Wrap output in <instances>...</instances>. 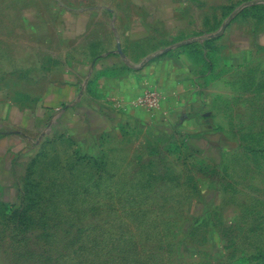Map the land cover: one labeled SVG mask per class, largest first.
<instances>
[{"label":"crops","instance_id":"1","mask_svg":"<svg viewBox=\"0 0 264 264\" xmlns=\"http://www.w3.org/2000/svg\"><path fill=\"white\" fill-rule=\"evenodd\" d=\"M262 48L264 0H0V206L20 211L23 183L59 145L56 164L78 198L75 210L60 207L67 216L84 212L109 158L82 149L129 124L175 142H158L126 162L137 168L107 176L130 180L124 196L141 198L125 214H141L151 230L119 244L140 254L138 264H261L264 189L250 182L264 173L237 156L230 134L238 129L220 119L214 96L228 80H245ZM147 90L160 94L158 108L139 104ZM163 153L175 166L155 158ZM194 158L214 183L209 192L195 188ZM48 172L34 177L50 182Z\"/></svg>","mask_w":264,"mask_h":264},{"label":"rangeland","instance_id":"2","mask_svg":"<svg viewBox=\"0 0 264 264\" xmlns=\"http://www.w3.org/2000/svg\"><path fill=\"white\" fill-rule=\"evenodd\" d=\"M0 60L3 62V54H0ZM243 76L245 80H228L226 91L217 95L219 99L214 96L216 99L214 107L217 110L219 108L220 119L225 124L233 126L234 130L238 129L236 134L232 135L233 131L230 134L231 139H235L234 143L239 146L237 156L246 159L254 167L260 163V170L264 173L262 151L264 149V48L253 54L243 69ZM252 78L259 80H249ZM137 128L129 124L115 125L114 128L104 131L98 141H94V149L91 150L89 146H84L85 149H82V153L89 150L96 154H100L101 151L106 152L109 158L107 163L113 159V162L122 164L117 166L102 164L100 170L104 178L99 182L100 189H96L94 196L89 195L84 198L82 213L77 214L72 211L67 216L60 207L63 201L69 203L72 210H75V203L78 200L75 196L76 182L68 183L70 177L67 182L64 181L60 166L56 164L64 153L61 146L54 147L57 156L52 153L46 154L45 158L40 156L43 165L33 169L30 182L23 183L22 190L25 192L23 194H27L28 197L26 195L27 198L20 211L9 208L8 202L4 204L5 206H0V264H138L141 261L140 254L131 255L126 251V245L119 243H124V240L130 241L132 238L140 240L148 236L149 231L151 234L150 229H142L144 218L141 214H125L124 209L131 203L140 202L141 197L124 196L132 195L133 191L128 187L130 180L111 183L107 176L137 168L135 162H130L129 165L126 162L134 160L138 154L142 155L149 151L152 145L159 142L160 146L165 147L175 141L167 138L158 139L157 135L148 129L144 131ZM49 131L48 128L46 132ZM44 136L38 139V145L45 138ZM86 142L91 145L88 143L89 140ZM125 156L126 160L122 161ZM166 156L163 153L155 158L174 165L172 164L174 156ZM102 157L105 159L106 154ZM202 165L194 158L189 167H193L192 171L196 178L195 188L203 187L209 192L213 189L214 183L195 170ZM218 169L223 168L218 165L216 170ZM45 171L52 173L54 179L48 182L45 180L46 175L44 178L35 179L34 176L39 177ZM209 171L215 172V169L210 168ZM124 183L127 186H122ZM250 183L258 191L264 189V177H254ZM113 185L116 192L112 189ZM1 196L5 201L11 198L10 193H2ZM132 225L134 226L130 228ZM155 232L156 230H153L152 235L156 236ZM262 240L264 241V232ZM133 247L136 248L135 252L141 248L140 245ZM262 251L259 261L264 264V245Z\"/></svg>","mask_w":264,"mask_h":264},{"label":"built area","instance_id":"3","mask_svg":"<svg viewBox=\"0 0 264 264\" xmlns=\"http://www.w3.org/2000/svg\"><path fill=\"white\" fill-rule=\"evenodd\" d=\"M138 102L147 109L158 108L161 104V96L155 90H147L138 98Z\"/></svg>","mask_w":264,"mask_h":264}]
</instances>
